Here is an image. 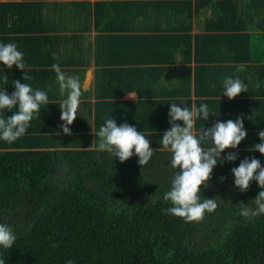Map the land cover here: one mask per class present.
Returning a JSON list of instances; mask_svg holds the SVG:
<instances>
[{
	"label": "trees",
	"instance_id": "16d2710c",
	"mask_svg": "<svg viewBox=\"0 0 264 264\" xmlns=\"http://www.w3.org/2000/svg\"><path fill=\"white\" fill-rule=\"evenodd\" d=\"M146 1L132 6L129 0H97L96 9L89 0L64 1L57 9L55 3L40 2L50 8L45 12L48 24L38 30L52 39L51 31L46 30L53 29V38L59 40L60 30L70 29L80 34L75 39L89 41L95 31L94 40L99 44L96 62L102 67L95 71L94 88L82 92L85 98L94 94L97 103L79 104L77 117L69 126L71 135L61 128V103H48L40 106L23 136L12 143L0 139V224L11 226L16 236L12 248L0 246L5 264H264V215H240V203L254 208L251 201L264 189L253 180L249 189L241 192L231 171L245 157H255L264 167V155L250 150L261 142L258 133L264 130V103L259 100L264 95V0ZM241 3L243 7H237ZM135 5L143 7L149 16L138 20L141 11ZM27 6L30 3L26 0L0 1V23H5L7 31L13 30L11 21ZM100 6H126L128 22L131 17L141 22L125 28L128 36L144 29L140 36L147 40L140 48L145 53H158L153 63H167L171 60L166 56L176 57L181 51L185 64L181 67L188 80L192 78L191 48L195 47L198 86L219 81L216 75L226 68L219 63L236 62L238 58L241 62L245 57L240 79L245 80L249 97L245 96L244 103H224L222 107L218 103L215 123L235 122L242 117L247 136L236 149L221 153V157L238 153V159L218 163L208 187L201 186L200 196L214 198L218 207L206 212L200 222H185L164 211L173 206L164 195L171 190L178 169L171 167L172 153L161 143L170 129V104L194 110L198 103L162 98L167 91L148 92L152 96L149 103L110 102L128 92L124 84L128 61L133 60L115 49L111 35L97 34L106 28L103 24L108 18L101 15ZM209 8L218 10L206 19L205 31H198L193 42V18L199 22ZM237 14L242 15V26L248 30L243 35L245 44L236 37ZM20 30L37 29L28 26ZM10 40V36L0 35V44ZM0 67V78L6 76L9 82L16 78L13 70L2 63ZM16 69L17 81L21 77ZM204 69L209 70L207 74ZM65 72L75 77L71 70ZM4 88L0 80V92ZM218 91L224 93L223 85ZM172 94L179 97L183 92ZM15 111L17 108L0 110V117H11ZM109 118L115 119L117 126L127 123L135 127L149 139L155 151L146 165H139L135 154L122 163L112 153L98 149L100 138L96 134ZM176 123L183 126L182 121ZM213 124L210 119L197 118L194 130L198 133L203 126L207 129ZM211 146V142L203 144L205 149Z\"/></svg>",
	"mask_w": 264,
	"mask_h": 264
},
{
	"label": "clouds",
	"instance_id": "9594fccd",
	"mask_svg": "<svg viewBox=\"0 0 264 264\" xmlns=\"http://www.w3.org/2000/svg\"><path fill=\"white\" fill-rule=\"evenodd\" d=\"M53 59H58L53 53ZM24 53L17 50L15 43L0 44V63L11 69L15 65L22 72L25 69ZM57 80L60 85L61 95L67 91V99L60 105L63 121L62 131L71 135L70 125L77 117L82 86L79 77L66 76L60 69L59 64H53ZM243 65L237 71H243ZM5 79L7 77L5 76ZM31 79L24 75L23 80ZM15 91L8 95L5 91L0 92V110L12 111L11 117H0V139L8 143L15 142L26 133L34 114L40 112V106L48 104L46 92L39 89L33 90L27 83L19 80L14 82ZM224 93L230 100L248 92L247 85L239 78H225L223 80ZM168 113L170 129L162 136V146L172 153L171 167L178 169L172 180L171 190L166 192L164 199L173 205L165 209L167 213L184 218L185 222H200L205 213L214 212L218 204L214 198H202L200 196L201 186L208 187L213 168L218 163L234 162L238 159V153L230 152L221 157L226 149H236L247 136L244 129L243 118L238 117L234 122H216L212 127L205 129L204 126L198 133L194 132L195 119L202 118L207 121L210 115L208 104H201L194 110L182 107L176 103L170 104ZM182 121L183 126L176 123ZM59 134V133H57ZM100 138L98 149L112 153L120 162H125L135 154L138 164L146 165L153 157L155 149L150 146V141L142 132H138L133 126L123 123L117 126L115 119H107L96 134ZM260 143L252 146V151H258L264 155V130L258 133ZM211 142L212 146L205 149L204 143ZM134 150V151H133ZM235 186L241 192L249 189L250 182L255 180L261 189H264V167L261 162L252 157H245L238 167L233 168ZM224 177H221L223 181ZM255 207H249L241 202L240 215L244 217H255L264 215V190L251 201ZM16 236L11 226L0 224V246L4 249L13 247ZM0 264H5V259L0 258ZM69 264H72L69 261Z\"/></svg>",
	"mask_w": 264,
	"mask_h": 264
},
{
	"label": "crops",
	"instance_id": "0c3cea01",
	"mask_svg": "<svg viewBox=\"0 0 264 264\" xmlns=\"http://www.w3.org/2000/svg\"><path fill=\"white\" fill-rule=\"evenodd\" d=\"M64 1L68 0H26V2L30 3V6L25 7L21 15L19 13V15H16L17 17L13 18L11 24L9 25L12 27V31L6 30L7 26H5L4 22L0 23L1 37L10 36L11 40L7 43H15L17 45V50L24 53L23 62L25 64V69L23 72L19 70V74L21 77L19 78V80L23 79L24 75L31 77V79L25 80V83H27L34 91L39 89L46 92L48 96V103H62L67 99V91L64 95H61L60 85L59 81L57 80L56 72L51 73L53 64H59V67L62 68L61 71L66 76H68V73L65 71L71 70V73H73L75 77H79V79L81 78L82 80L80 79V82L82 86V92L94 88L95 71L99 70L102 67V65H98L96 62V54L99 44L94 40L95 31L91 32V35L93 37L89 41L87 39H75L74 37L80 34H78L77 31H70V29L60 30L59 33L61 34L59 40H55L53 38L56 35L53 29L46 30L51 31L52 39L50 36H48L47 32L42 33L41 30H38L44 23L48 24L49 22V18L45 15V12H47L48 8L50 7L47 4L41 5L42 3L40 2L55 3L53 4V6L57 9V6L59 7ZM96 1L97 0H89V2L92 3L93 8L95 9ZM129 1L132 2L133 6L135 2L142 0ZM135 6L141 11L138 20L142 21L146 15L149 16L144 12L145 9L143 7L139 5ZM237 7H243L242 3L237 5ZM178 9L180 10L179 7ZM99 10L102 13L101 15H105V17L108 18L106 20V23L103 24V26H105L106 28L100 29V32H98L97 34L99 36L106 34L111 35L112 39H110V41H112L115 49H118V51L122 53L124 58L128 56V60H133L128 61V80H125L126 83L124 84V86H128V92L124 94V96H122L120 100L110 99V102L149 103L150 98L152 99V96L150 95L149 97V95L147 94L148 92L167 91L164 92L162 98H169L170 100L178 99L179 103H198V107L204 103L208 104L210 110L208 119H210L213 123H215V121L219 117L215 116L218 109V103H220V106H224V103H244L243 101L245 100V96H248L246 92L241 93V99H239L237 96L230 100L227 96H223V93L218 90L222 89L223 80L227 78L225 76L234 77L233 79H240V74H243L245 69L243 71H237V68L240 65H243V67L245 68V64L243 63V61H245V57L244 60L242 57L241 62H239L241 58H238L236 62H224V64L217 63L219 66L226 65V68L223 71H220L218 75H216V77H218L219 83L213 81L208 85L205 84L198 86L194 77V67L196 65V60L194 57L195 47L191 48L192 78L188 80L186 79L184 69L181 67L182 65H185L182 60L184 59V57L181 51L176 54V57H174V55H172L171 57L166 56V59L169 58L171 61L167 60V63L164 62L161 64H156L153 63V60L156 59L158 53L154 52V50L151 53H145L142 47L140 48L141 44L145 40H147L140 36L143 34L144 29L132 31L133 34L128 36V29L125 28V26H128L129 24L139 26L137 23L139 22V24L141 25V22L133 21L132 17L131 21L128 22V9L126 6L120 7L119 9L117 6H100ZM214 10L218 9L209 8L205 16H201L199 22L196 20V17L193 18L194 25L191 31L193 42L194 35L198 31H205L206 22H208L206 21V19L212 16ZM241 16L242 15L238 16L237 14V29L235 31H237L238 33L236 37H240L241 43L245 44V38L243 35H245L248 30L246 27L243 28V17ZM80 19H84V17ZM155 21L156 20H153L151 22ZM33 22H36V24L31 25V23ZM28 26L36 28V32H33V30H20L21 28H26ZM121 27L123 28L120 29ZM216 31L218 32L219 30ZM53 40L58 42L56 43L55 48L51 49V45L54 42ZM219 40L224 42V39L222 37ZM215 41L217 40L215 39L214 42ZM131 52L133 53V55H131ZM53 53L57 55L58 59H53ZM243 56H245V54H243ZM203 65L207 66L212 64L203 63ZM228 65L230 67H228ZM16 68V66H12L10 70L14 71L13 75H15V77L17 78V73H15V70H17ZM0 69L2 70L3 68L0 67ZM204 70H206L205 74H207L209 71L207 69ZM16 78L9 82L8 79H5V77H1V82L5 84V88L1 89V92L5 91L8 95H11L16 90L14 86ZM242 81L243 83H246L244 79H242ZM196 87H200V89H196ZM180 90L183 92L182 96L176 97L172 94V92L176 91L177 93ZM213 91L214 93H212ZM84 94L85 93H82L80 97V103H97L94 94H92L93 96L91 98L83 97ZM259 100L260 102L264 103V95H262ZM195 122H197V119H195Z\"/></svg>",
	"mask_w": 264,
	"mask_h": 264
},
{
	"label": "built area",
	"instance_id": "2783aa9c",
	"mask_svg": "<svg viewBox=\"0 0 264 264\" xmlns=\"http://www.w3.org/2000/svg\"><path fill=\"white\" fill-rule=\"evenodd\" d=\"M0 1H6V0H0Z\"/></svg>",
	"mask_w": 264,
	"mask_h": 264
}]
</instances>
